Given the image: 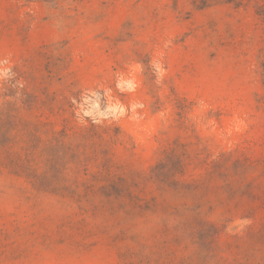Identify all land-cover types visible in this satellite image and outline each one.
<instances>
[{
    "label": "rangeland",
    "instance_id": "rangeland-1",
    "mask_svg": "<svg viewBox=\"0 0 264 264\" xmlns=\"http://www.w3.org/2000/svg\"><path fill=\"white\" fill-rule=\"evenodd\" d=\"M0 264H264V0H0Z\"/></svg>",
    "mask_w": 264,
    "mask_h": 264
}]
</instances>
